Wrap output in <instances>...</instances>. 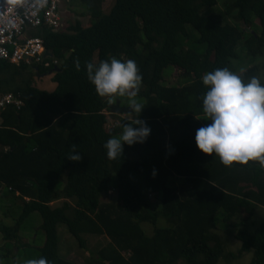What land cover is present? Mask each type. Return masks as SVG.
Masks as SVG:
<instances>
[{"label": "trees", "instance_id": "trees-1", "mask_svg": "<svg viewBox=\"0 0 264 264\" xmlns=\"http://www.w3.org/2000/svg\"><path fill=\"white\" fill-rule=\"evenodd\" d=\"M80 1L90 17L87 25L77 20L65 31L40 33L60 67L52 75V90L37 86L35 77L53 68L0 61V92L23 100L19 108L1 113L0 194L3 189L16 193L23 211L15 226L0 230L9 237L38 211L45 234L38 258L52 264H81L60 256V224L86 250L88 237H106L86 264H217L250 251V264H264V217L246 228L264 207V169L254 161L225 167L216 155L201 153L193 140L196 128L210 122L195 119L202 115L205 73L226 67L243 80L255 76L264 84L258 65L237 73L233 64L238 46L252 57L264 55V0L225 4L224 14L238 19L241 29L219 15H201L215 0H115L107 13L105 0ZM186 24L198 31L195 41L206 44L205 51L182 46L181 38L190 36ZM254 24L259 32L251 31ZM109 57L135 61L142 85L136 95L144 107L129 115L150 129L143 143L124 145L122 156L113 160L103 143L120 130L107 129L109 116H119L110 113L108 101L85 74L86 63ZM167 66L179 68L186 82L163 85ZM73 150L79 161L67 159ZM103 195L112 198L104 201ZM143 222L152 225L151 235ZM228 225L238 229L234 236L242 245L236 253L227 250Z\"/></svg>", "mask_w": 264, "mask_h": 264}, {"label": "clouds", "instance_id": "clouds-1", "mask_svg": "<svg viewBox=\"0 0 264 264\" xmlns=\"http://www.w3.org/2000/svg\"><path fill=\"white\" fill-rule=\"evenodd\" d=\"M74 66L79 71L78 61ZM85 74L95 93L107 97L109 104L113 96H126L128 111L141 112L144 106L135 99L141 75L134 60L109 57L98 64L89 62L85 64ZM201 83L206 89L201 98L202 115L195 119L210 122L196 128L195 147L203 154L216 155L225 167L233 162L243 165L254 161L264 169V84L255 76L243 80L226 67L205 73ZM128 121L122 123L118 137L111 136L103 143L109 160L121 157L124 145L143 143L150 133L144 120L136 117ZM66 157L70 161L81 159L74 150ZM151 175H155V169ZM26 264L52 262L40 256Z\"/></svg>", "mask_w": 264, "mask_h": 264}, {"label": "rangeland", "instance_id": "rangeland-1", "mask_svg": "<svg viewBox=\"0 0 264 264\" xmlns=\"http://www.w3.org/2000/svg\"><path fill=\"white\" fill-rule=\"evenodd\" d=\"M229 0H215V3L210 6H205L201 9L200 13L203 16H208L211 14L219 15L226 22L230 21V24H233L240 29L243 27L241 22L235 17H229L224 14L225 4ZM115 0H105L104 7L105 12H109L111 7L113 6ZM60 7L64 13V26H68L70 23H74L79 20L83 25H87L90 21V17L86 12V8L84 4L80 0H60ZM228 20V21H227ZM186 30L188 32L189 39H183L182 46L183 47H192L199 48L200 51L206 50V44H198L195 40L199 38L198 31L191 25L186 24ZM31 35H37V29H31ZM248 31V30H247ZM253 32H259V26L254 24L252 27ZM137 47H141V44L136 43ZM238 58L233 59V64L237 66V73H241L247 67L251 65H258L259 67V78L264 79V55L252 57L251 55H247V51L242 46H238L237 48ZM123 59L122 61H124ZM95 61L97 59L95 58ZM164 79L162 81L163 85L171 86V85H180L185 83L186 80L181 73L179 68H173V66H167L164 71ZM54 74V73H53ZM53 74H45L35 77L36 85L40 88H44L47 90H52L55 87V82L52 80ZM142 88L141 83L138 85V89ZM136 90L139 91V90ZM108 101L107 97H103ZM135 99L137 102L142 103L143 98L140 95H136ZM128 97H112V103L115 104L117 101L120 102L121 107H127ZM118 119V121L116 120ZM130 119L129 114H121L120 117H114L113 115L109 116L108 123L106 125L107 129H112L115 126H120V130L115 133L114 136H119L122 131V122L121 120ZM133 127H136L135 125ZM65 185V174L60 179L58 183V189L62 190ZM17 194L8 191L7 189H3V193L0 198V227L15 226L19 217L23 211V200L21 197L16 196ZM112 198V195L103 196V200L106 201ZM74 202L73 200H70ZM61 200L52 202L54 206L60 205ZM51 203V204H52ZM264 217V207H258L253 215H251L250 219L247 221L246 228L253 229L255 226L259 224V222ZM239 218L235 219L238 220ZM234 221V220H233ZM232 221V222H233ZM163 219L158 220V225L161 226L163 224ZM42 224V216L38 211H32L25 219L22 220L19 226V230L15 234H11L7 237L6 233L0 230V264H26L28 260L37 259L40 253V250L45 242V234L43 229L41 228ZM142 228L145 230L146 234L151 235L153 233V227L148 222L141 223ZM225 232L230 229V233L227 235L223 232V236L225 237V241L227 242V250L233 253L238 252L241 247V241L235 238L234 234L238 229L232 225L226 226ZM106 241L105 236L99 237H88L87 245L88 249H84L80 247L76 239L71 235L65 225L60 224L58 226V243H59V254L61 257L66 258L68 260L86 264L90 257V253L100 244ZM253 257V252H245L242 253L239 257L225 259L221 258L217 264H250Z\"/></svg>", "mask_w": 264, "mask_h": 264}, {"label": "built area", "instance_id": "built-area-1", "mask_svg": "<svg viewBox=\"0 0 264 264\" xmlns=\"http://www.w3.org/2000/svg\"><path fill=\"white\" fill-rule=\"evenodd\" d=\"M64 13L60 0H1L0 1V61L14 64L25 63L31 66L55 68L58 60L46 56V49L40 33L44 28L52 31H65ZM37 29V35H31ZM40 30V32H39ZM38 68V67H37ZM51 69V70H53ZM23 105L20 94L0 93L1 113L9 106Z\"/></svg>", "mask_w": 264, "mask_h": 264}, {"label": "water", "instance_id": "water-1", "mask_svg": "<svg viewBox=\"0 0 264 264\" xmlns=\"http://www.w3.org/2000/svg\"><path fill=\"white\" fill-rule=\"evenodd\" d=\"M45 55L53 57V54L49 50L46 51ZM59 71H60V67H55L53 70H50L48 72V74H53V73L59 72ZM109 110H110V113H112V114H129L130 113L128 111V107L124 108V107L120 106L119 101H117L115 104H109Z\"/></svg>", "mask_w": 264, "mask_h": 264}, {"label": "crops", "instance_id": "crops-1", "mask_svg": "<svg viewBox=\"0 0 264 264\" xmlns=\"http://www.w3.org/2000/svg\"><path fill=\"white\" fill-rule=\"evenodd\" d=\"M1 1V0H0ZM103 6H104V3H103ZM105 8V7H104ZM18 65V64H17ZM28 65V64H27ZM31 66V65H30ZM0 93H7V92H0ZM116 115H118L119 117H120V115L121 114H116ZM117 117V116H116ZM117 121H118V119H116ZM3 193V191L1 192V194ZM1 194H0V196H1ZM104 196V195H103Z\"/></svg>", "mask_w": 264, "mask_h": 264}]
</instances>
